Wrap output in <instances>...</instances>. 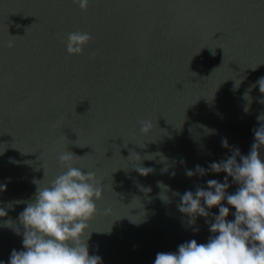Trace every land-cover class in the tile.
Masks as SVG:
<instances>
[{"label":"water","instance_id":"1","mask_svg":"<svg viewBox=\"0 0 264 264\" xmlns=\"http://www.w3.org/2000/svg\"><path fill=\"white\" fill-rule=\"evenodd\" d=\"M76 31L91 40L69 55ZM261 77L264 0H88L84 11L73 0H0V262L23 250L17 218L37 184L66 171V151L101 181L84 236L101 264H154L158 252L206 243L205 218L189 225L173 193L223 183V172L185 173L249 153L264 123Z\"/></svg>","mask_w":264,"mask_h":264},{"label":"clouds","instance_id":"2","mask_svg":"<svg viewBox=\"0 0 264 264\" xmlns=\"http://www.w3.org/2000/svg\"><path fill=\"white\" fill-rule=\"evenodd\" d=\"M73 2L78 3L82 11L88 7V0ZM90 40L87 32L67 34V53L81 55ZM7 46L12 48L13 42L9 41ZM256 84L264 95V77ZM245 99H250L247 93ZM259 102L264 104V100ZM257 119L264 121V115ZM151 129L150 121L141 122V134L147 135ZM253 134L254 142L247 155L234 149L231 156L211 163L207 170L199 165L195 172L186 170L189 178L196 174L203 176L208 171L226 174L223 183L210 179L206 188L197 187L194 192L185 191L183 195L173 193L180 197L177 208L188 217L189 225L195 224L197 217L205 218L211 235L206 243L192 239L180 244L175 252H158L154 264H264V156L261 155L264 123L254 128ZM222 146L228 147L226 140L222 141ZM77 157L70 151L60 154L58 162L66 171L46 185L37 184L34 198L27 202L17 218L23 228V250H12L9 264H101L99 256L89 255L90 233L84 238L89 222L97 215L96 201L102 198L101 181L94 171L84 172L75 167ZM135 170L140 175L152 171L142 167ZM229 177L237 186L231 194L227 191L231 186ZM158 186L165 192L169 190L162 182H158ZM3 190L4 186H0V191ZM160 198L168 201L166 195ZM214 207L218 208V215L210 213ZM230 208L235 210L231 221L226 219ZM111 212V208H106L102 214L110 215ZM5 216L6 210L0 208V218ZM12 223L4 221L5 226L10 227ZM15 231L21 235L19 228Z\"/></svg>","mask_w":264,"mask_h":264}]
</instances>
